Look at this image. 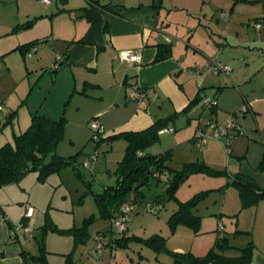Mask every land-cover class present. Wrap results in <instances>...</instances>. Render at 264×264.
I'll use <instances>...</instances> for the list:
<instances>
[{
    "label": "crops",
    "instance_id": "0c3cea01",
    "mask_svg": "<svg viewBox=\"0 0 264 264\" xmlns=\"http://www.w3.org/2000/svg\"><path fill=\"white\" fill-rule=\"evenodd\" d=\"M63 3L62 8L58 6V10L49 11L52 0L48 5L39 0H0V97L5 101L0 130L10 125L13 134L18 135L15 125L21 130L27 124L26 121L20 124L16 104L21 100L11 98L4 88L6 82L16 91L24 79L34 76L28 74L35 66H50L60 58L61 66L53 75L55 82L66 80L62 81L64 87L59 89L60 94L55 91L60 101L63 100L61 90L69 92L64 95L67 100L63 109L57 108L55 102L52 107L39 104L38 108L27 112L24 120L27 117L31 120L35 114L52 120L63 116L66 133L69 119L64 109L69 102L75 103L73 111L83 112L81 126L85 134L82 142H87L75 152L82 150L80 161L88 154L85 149L91 142L88 125L92 119L104 128L106 138L124 132H140L158 120H169L165 128L172 131L160 135L170 133L176 144H182L184 139L180 133L174 134L175 123L183 117L189 123V116L202 108L198 105L202 95H212L217 100L215 107L209 109L212 120L222 123L229 115H234L238 130L230 131L228 151L226 138L209 140L203 146L202 161L213 166L216 158L223 161L225 157L223 175L229 176L231 181L235 177L246 178L258 192H264V0H82L80 3L64 0ZM68 8H79L77 11L87 12L91 18L89 21L73 20ZM221 14H225V18ZM52 37L61 40L63 46L56 45V50L48 54L46 46L40 44H48ZM167 38L172 42L166 44ZM38 39L46 41L28 45ZM158 45L168 47L170 55L156 62ZM33 48L36 57L32 56L30 49ZM121 50L140 51V63L128 64L115 58ZM256 50L262 52L260 61L248 62V51L252 54ZM211 58L221 64L235 63L238 58L237 63L243 65L232 75L213 74L204 67ZM201 66L203 68H199ZM193 69L202 70L198 74L187 72ZM25 73L27 76L21 77ZM237 86L240 89L236 90ZM134 88H153L154 93L149 99L136 103L128 98ZM194 100L199 102L191 105ZM246 103L252 105L251 110L242 113ZM5 104L9 105L8 109ZM189 139L193 140V135L190 134ZM75 142L71 139L69 144L75 145ZM107 142L103 141L100 146ZM35 174L28 173L20 183L0 188V264H25L24 254H29L26 241L21 239L22 231L16 224L21 222L20 216L26 206L32 209L31 217L24 221L28 226L34 216L32 193L40 191V185H44L37 181ZM230 185L220 188L224 195L223 208L229 192V206L232 204L234 209H227V212L233 213L239 208L241 199L233 200L235 186ZM257 200L250 205L254 208L249 224L250 242L248 223L238 220V216L235 226L226 227L224 221L217 220L223 227L219 231L217 225V237L197 233L189 236V249L176 244L180 241L177 240L172 251L191 252L202 257L218 237L226 236L232 247L242 248L251 243L250 264H264V197ZM214 224L208 230L215 231ZM179 228L172 237L178 235ZM241 235L246 241L236 245ZM226 255L232 257L236 253L231 250Z\"/></svg>",
    "mask_w": 264,
    "mask_h": 264
},
{
    "label": "rangeland",
    "instance_id": "374dc122",
    "mask_svg": "<svg viewBox=\"0 0 264 264\" xmlns=\"http://www.w3.org/2000/svg\"><path fill=\"white\" fill-rule=\"evenodd\" d=\"M72 1L79 3L82 2V0ZM63 2L64 0H52V5L50 6L49 11L58 10V6L62 8L66 3ZM78 9L79 8L73 10L68 8V13L73 20H85L86 17H75L78 12H81L80 10L77 11ZM86 21H89V19L87 18ZM48 40L50 41L48 44L39 43L40 45L46 46L44 48L47 49L48 54L49 52L56 50V45L63 46V42L55 37ZM30 50L33 52L32 56L36 57L37 54L34 52V48ZM61 52L64 53V51ZM251 53L252 54L248 51V62L252 63L253 59L255 62H259L260 57H262L261 50L252 51ZM237 59L238 58H236L235 63L225 64L231 68V75L232 73H238L237 70L239 69V66L243 65L238 64ZM239 60L240 59H238V61ZM41 67L42 68H40V64L37 67L35 66V71L32 69L28 74L31 76L32 73L34 76L31 79L28 77L22 82L20 81L21 86H19L16 91L14 90V87H10V82H6L4 86L12 99L16 98L18 101L21 100L19 104H16L19 109L18 118L20 119V124L24 121L27 122L21 130L15 125L14 131L16 134L24 131L29 125L30 118L28 119L27 117V120H24L27 112L38 108L39 104H42L44 107L50 105L52 107L54 102L57 108L63 109V104L65 100H67L66 97L64 98V95H67L69 92L64 90H61L63 100L60 101L56 98V93L60 94L59 89L64 87V85H62V81L64 80L60 82L54 81L55 75H53L54 71L52 64L50 66L46 65ZM199 68H203V66ZM36 73H38V76ZM42 74H44V77ZM23 75L27 76L25 73L21 74V77ZM38 78L42 79L38 81ZM240 87L238 88L237 86L236 90L240 89ZM202 96H204L202 98H209L212 99V101L214 100L212 95ZM0 100L5 102L3 97H0ZM12 103L15 105L14 101ZM75 105V103L69 102L66 109H64L65 117L66 119H69V125L63 141L57 146L56 150L58 155L62 154L67 158L69 155L75 153L78 148L80 149L82 147L81 145H85L84 143L86 142H82L85 134V129L81 126V118L84 117L83 112H74L73 108ZM198 105L200 107L202 106V108L196 111L192 116H189L191 117L189 123H187L186 117H183L184 119H181L180 122H176L175 125L173 124L174 122L170 123L171 126L174 125L176 130L174 134L177 135L180 133L179 136L184 139L182 144H176L175 141H173L174 135L168 133L159 135L158 141L154 142V144L146 149V153L151 155L171 150V158L166 166L168 168L167 171L169 170L168 173H166L168 178L170 174L173 175L181 170L182 165L189 163H203V165H206V163L202 161L201 155L204 147L199 149L192 139L190 141L189 138L190 134L194 135V132L197 129L206 130L208 122L214 120H212V114L210 115L209 109H207L205 105ZM203 106L205 107L203 108ZM6 107L8 109L9 105L5 104V108ZM91 121L93 122L95 119H92ZM248 125H252L249 117ZM89 129L88 126V138L89 133L91 134L92 132V130ZM1 130L0 146L7 142H13L14 134L12 127L10 125L2 126ZM71 139L76 141L75 145L69 144ZM125 143L126 142L122 139L108 141L99 147L96 151V158L91 160L88 157L95 152L94 147L96 145H94L93 141L90 142V146H87L85 149V152H88V154L81 160L82 163L88 160L90 168L87 169L82 165L79 167L82 174L81 178L76 175L71 165H65L59 170V173L51 174L46 182L43 183L44 185H40L42 186L40 191L33 190L32 197L35 204L32 205L35 213L33 218L28 221L32 233L31 235H24L22 231L21 234L22 241H26L25 246L27 247L30 256L37 257L41 255L43 258V264H172V257L167 253V250L169 252L172 251V245L175 241L180 240L176 244L183 245V247L185 246V249H187L190 247L189 236L198 233V235L201 236H206L204 234H210L217 237L219 235L217 230V225L220 224V222H218L219 219H221L222 222H225L226 227L230 225L235 226L238 216V220L240 219L243 222L248 223V242L252 240V235L250 234L252 230L249 224H251L254 217V208L250 205L242 208L240 193L236 187H233L235 189V199L233 200L237 202L236 200L239 198V208H236L233 213L227 212V209H234L232 204L229 206V200H231L229 192L226 195L227 205L223 208L222 202L224 195L222 194L223 189H221L220 186L230 185L232 183L229 176L227 177L222 174V171H224V157L223 161L216 158L213 162V166L206 165L217 173L211 174L208 172H198L185 177L178 186L175 198L165 200L162 203L163 205L161 208L156 212L152 211V206L154 205L152 198L155 193L163 195L167 187V184L165 183H160L158 186L151 183L150 189H145L148 197L141 204L126 203V206L132 208V211L128 212L125 215V218L133 219L132 221L124 222V233L127 236H135L144 240L154 234H159L166 238L167 250L156 253L141 241L137 240L128 241L127 246L125 247L115 246L112 253L107 247L103 250L97 249V245L94 241L95 236L104 235L106 238H109L110 224L108 219H104L100 216L98 208L95 206L96 203L93 194L100 193L104 188L114 187L116 185L117 178L115 170L117 163L124 155L126 149ZM30 174H33L30 176H34L35 173ZM172 175H170V177ZM231 188L232 187H229V189ZM199 194H203V196L197 199V205L192 208V214L200 217L198 232L194 233L191 229L182 225L176 226L175 229L170 228L171 225L169 220L171 215L179 209L180 202H187ZM234 201L232 203H234ZM84 224L86 225L85 231L87 232V237L84 243L80 242L76 244L74 237L70 232H59V230L81 228ZM213 224L215 225V231L213 229L208 230L209 226ZM16 225L19 227L20 223ZM54 227L57 229L56 231L53 230ZM177 227H180L178 229L179 233L176 237H172ZM243 236L244 235L238 237L235 242L236 245H240L243 241H246ZM91 254L93 255L91 256ZM29 264H37V262L31 259Z\"/></svg>",
    "mask_w": 264,
    "mask_h": 264
},
{
    "label": "trees",
    "instance_id": "16d2710c",
    "mask_svg": "<svg viewBox=\"0 0 264 264\" xmlns=\"http://www.w3.org/2000/svg\"><path fill=\"white\" fill-rule=\"evenodd\" d=\"M45 41V39H38V41L30 42L28 45H35L38 42ZM23 49L22 46L20 50L23 52ZM169 55L168 47L158 45L156 56H154L155 61L166 59ZM56 70L54 69L53 71ZM197 102L199 101L194 100L190 104L193 105ZM168 122L169 120L166 121L165 119L158 120L146 130L124 132L105 137L95 144V148L98 149L105 140L122 139L126 142L124 155L117 163L115 170L116 185L104 188L100 193L93 194L95 206H97L102 218L110 220L111 217L121 212V207L125 206L126 203L141 204L148 197L145 189H150L151 183L155 186L160 183L167 184L163 195L155 193L152 198L154 203L152 208L156 209L161 208L165 200L175 198L180 182L188 175L198 172L217 173L203 165V163H189L182 165L181 170L173 175L170 174L172 176L170 177L169 175L165 182L160 181V174L168 173L169 171H167L168 168L166 166L171 158V150L151 155L146 153V149L158 141V131L165 128ZM65 125L66 121L63 116L57 120H52L42 114H35L31 117L27 128L18 135H14L13 142L0 146V188L8 184L20 183L21 179L28 173H36L37 181L43 184L51 174L59 173V170L65 165H71L76 175L81 178L82 174L79 167L82 164L80 161L82 150L72 156H68V158L58 155L56 151L57 146L64 139ZM232 185L239 190L242 208L254 205L258 201L257 199L264 197V192H258L246 178L235 177ZM201 196L203 194H199L187 202H180L179 209L171 215L169 220L170 228L175 229L176 226L182 225L188 227L194 233L198 232L200 217L192 214V208L197 205L196 201ZM53 230L56 231L57 229L54 227ZM85 230L86 225L84 224L81 228L59 230V232H70L74 237L75 243L78 244L80 242L84 243L87 237ZM130 240L141 241L156 253L167 250L166 238L159 234H154L144 240L135 236H127L125 233L112 242L114 243L112 249L115 246L125 247ZM108 248L111 250L110 246ZM252 248L251 243L242 248L232 247L226 236H220L206 255L202 257L194 256L191 252L178 253L167 250V253L172 257V264H250ZM231 250L236 253L235 256L226 255ZM23 259L25 264H29L31 259L36 261L37 264H43L41 255L35 257L24 254Z\"/></svg>",
    "mask_w": 264,
    "mask_h": 264
},
{
    "label": "built area",
    "instance_id": "2783aa9c",
    "mask_svg": "<svg viewBox=\"0 0 264 264\" xmlns=\"http://www.w3.org/2000/svg\"><path fill=\"white\" fill-rule=\"evenodd\" d=\"M40 2L44 4H50L51 0H39ZM225 14H221L222 18H225ZM258 27V25H256ZM166 44H169L172 42L171 38H167L165 40ZM141 52L135 51V50H121L117 53V56L115 58H118L121 62L128 63V64H139L141 61ZM60 58H57L54 64H52V68L58 69L60 65ZM205 69L212 71L213 74H224L228 75L231 73V68L225 64H220L215 58H211L208 60L206 65L204 66ZM190 74H198L201 72V69H193L187 71ZM154 93L153 88H134L130 94H128V98L131 101H134L136 103H140L143 100L149 99ZM216 100L209 99V98H202L201 104L205 105L206 108L212 109L216 105ZM252 105L250 103H246L242 108V113H245V111H250ZM4 117V102L0 100V122ZM89 128L92 130L91 132V142H94V145L103 140L106 137V132H104V128L97 122V121H91L89 122ZM233 129L238 130L237 123L234 120V115H229L224 122L220 123L217 121H209L207 124V129H197L194 132L193 140L196 146L199 149H202L203 146L209 141V140H221L225 139L227 140L226 144V150H229V138H231L230 131ZM169 128H162L158 131V134H163L167 132H171ZM95 152L91 154L88 158L95 159L96 158V151L97 148H94ZM83 167L89 169L90 165L88 160L83 162L81 164ZM161 182H165L168 178V175L166 173L160 174L159 176ZM159 208L153 209V212H156ZM132 211V209L129 206H122L121 212L119 214H116L115 216L111 217L110 219V235L109 238H106L104 235H96L94 238V241L97 245V249L103 250L105 247L111 248V253L113 252L114 243H112L115 239H118L122 236V234L125 232V226L124 222L127 218H125V215ZM32 215V209L29 206L25 207V211L21 217V222L18 227L21 231H23V234L25 235H31L32 229L24 222L26 219L30 218ZM223 227L221 224L218 225V230L221 231ZM107 247V248H108Z\"/></svg>",
    "mask_w": 264,
    "mask_h": 264
},
{
    "label": "water",
    "instance_id": "95a60500",
    "mask_svg": "<svg viewBox=\"0 0 264 264\" xmlns=\"http://www.w3.org/2000/svg\"><path fill=\"white\" fill-rule=\"evenodd\" d=\"M76 18H80V17H86V19H90L91 18V15L88 14L87 12L85 13L84 11H81V12H78L76 15H75ZM133 218H127L126 221H132ZM93 254H91L92 256Z\"/></svg>",
    "mask_w": 264,
    "mask_h": 264
}]
</instances>
